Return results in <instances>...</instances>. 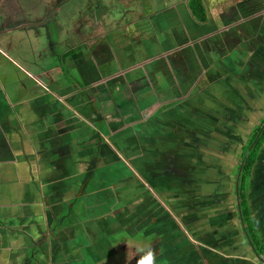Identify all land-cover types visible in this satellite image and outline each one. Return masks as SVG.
<instances>
[{
  "label": "flooded vegetation",
  "instance_id": "flooded-vegetation-1",
  "mask_svg": "<svg viewBox=\"0 0 264 264\" xmlns=\"http://www.w3.org/2000/svg\"><path fill=\"white\" fill-rule=\"evenodd\" d=\"M22 1L39 4L13 0L14 8L6 2L0 12V91L18 97L12 107L0 92V144L27 135L17 164L30 168L35 182L15 192L7 179L15 157L0 145V264H137L148 248L157 252L154 264H188L194 240L189 243L186 234L196 231L207 207L224 210L229 245L236 244L235 210L237 232L243 243L255 245L258 260L264 254V0H203L204 19L189 0H120L118 9L90 0L91 12L100 8L103 18L126 24L111 25L108 34L107 20L89 27L91 35L83 23V29L76 26L74 36L85 39L84 50L73 47L79 52L76 67L86 69L80 66L85 52L90 65L121 68L104 54L115 48L126 69L109 78L99 66L92 74L65 70L55 79L53 69L62 65L53 58L47 83L41 69L31 67L37 51L19 41L20 33L38 35L62 10L75 9L67 16L77 17L82 7L54 0L42 8L40 23H29L36 5L28 10ZM193 20L205 27L193 30ZM132 24L140 33H133ZM104 31L99 39L96 34ZM128 38L117 46L116 40ZM145 38L151 49H142ZM134 51V58L126 56ZM148 56L154 60L138 69ZM17 83L19 89L11 86ZM59 96L74 110L66 117L59 115L66 108ZM8 115L22 123L14 125L17 130L5 121ZM60 130L64 134L53 135ZM41 133L49 136L39 142L38 164L25 144ZM63 141L71 152L59 150ZM15 172L11 178H18Z\"/></svg>",
  "mask_w": 264,
  "mask_h": 264
},
{
  "label": "rangeland",
  "instance_id": "rangeland-1",
  "mask_svg": "<svg viewBox=\"0 0 264 264\" xmlns=\"http://www.w3.org/2000/svg\"><path fill=\"white\" fill-rule=\"evenodd\" d=\"M9 1H13V0H0V12L4 11L5 7L7 6L6 2H8V5L12 6L13 3L9 4ZM31 1H34V2L37 1L39 4L36 5L37 3H35V4L31 5V4L27 3V1L26 2L22 1L23 3H21V8L26 7L28 10H31V8H33V7L35 8V5H36V13L33 14L29 23H32V22L40 23V21L42 20V17H44V15H45V12L43 11V9L47 8L46 4L52 3V2H54V0H31ZM82 1L83 0H74L73 1L74 5L77 8L82 7L78 11L79 15L77 17L76 16L74 17L73 15L67 16L69 11H74L75 9H70V10L66 11V13L64 10H62L60 16H55L54 18H52L51 22L46 23L45 25H42V27L39 28L40 32L38 35H35L33 33L29 34L28 31H23L22 33H20L21 36L19 35L20 36L19 41H21V39H24L23 42L25 44L26 43L30 44L31 46L34 47V50L37 51V53H33L31 56L33 58L32 59L33 62H31L32 64H30V65H32L31 67H33V68L36 67L37 69H39L40 67H43L45 70L49 69L52 66V65H50L51 61H53L52 59L61 55L60 51H62V50L64 52L68 51V52H71V54H74L75 53V51L73 50L74 45H78V46H80V50H84L83 42L85 39L82 38L83 35H79L78 37L74 36V34H75L74 29L76 26L83 29V27L81 25H79L80 23L84 24V30L87 33L90 32V34H88V35H91V33H92V31L88 30V29H90L89 27L96 28V27H98V24L103 25L107 20L110 23L109 26L106 28V29H108V34L111 33V31H110L111 25H116L119 23L120 24H126V23H124L123 20H119L120 18H118V17L111 18V17L106 16V18L105 17L103 18L104 14L102 13V10H100V8L96 9L95 11L93 10L91 12L90 8L97 2V0L93 1L94 2L93 5H92L93 2L91 1L92 3H90V0H84V2H82ZM119 1L120 0H102V2L105 3V4H103V6H105L106 8H109V9L110 8L118 9L117 8L118 6H116V4H118ZM122 2L126 3L124 1H122ZM43 3L45 4V6ZM84 3H85V5H84ZM18 5H20V2H18ZM12 8H14V7L12 6ZM119 8H121V7L119 6ZM94 13H95V15H94ZM99 19H101V20H99ZM104 19H106V20H104ZM115 19H117V20H115ZM113 20H115V21H113ZM138 20L139 19L134 18L132 21L135 22ZM147 27H149V31H150L149 21H147ZM31 29H34V28H31ZM105 32L106 31H104L103 33H100V34H96V35L100 39L101 37H104ZM113 33L115 35L118 34V32L116 30H114ZM3 40L4 39H1V41H3ZM6 40H9V39L6 38ZM116 44H117V46L120 47L121 45H119V44H121V41H119V42L116 41ZM111 49H112V51H110V52L105 51L104 54L109 53L110 59L116 61L117 67H121L118 69H126V68H123L124 64L126 65V60H123L124 58L122 56L121 49H118V50H116L115 48H111ZM54 53L56 54V57L53 56ZM38 54H40L39 57H36ZM81 54H83L84 57L81 58L83 61H82V65H80V66H83V68L85 66L88 69H98L97 64L90 65L88 63L89 57L86 55L85 52H82ZM42 55H44V56H42ZM78 55H79V52H78V54H76V56H78ZM98 55H99V53H98ZM115 57L118 60H116ZM36 58L38 59V62H35ZM92 59H94L93 56H92ZM54 62H58V59H54ZM94 62H97V61H95V59H94L93 63ZM99 69H105V66L99 64ZM104 74L108 75L107 73H104ZM36 79L37 78L35 77L34 80L36 81ZM38 81H40V80H38ZM192 91L193 90L191 88L187 91V92H189V96H190V92H192ZM187 92L185 91L184 94L187 95ZM58 98H59V100L61 99L60 96ZM8 101L12 102L11 98ZM253 122H254V120H253ZM254 124L258 125V124H260V121H255L253 123V125ZM250 125H252V124H250ZM249 127L252 128L251 126H249ZM234 167H236V166H234Z\"/></svg>",
  "mask_w": 264,
  "mask_h": 264
},
{
  "label": "water",
  "instance_id": "water-1",
  "mask_svg": "<svg viewBox=\"0 0 264 264\" xmlns=\"http://www.w3.org/2000/svg\"><path fill=\"white\" fill-rule=\"evenodd\" d=\"M204 27L205 25H202V23L200 22L197 23L194 20L192 21L193 30L199 29V28L203 29ZM133 30L134 32H136L137 27L135 26ZM125 42L129 43V38L121 40L122 44ZM142 49L146 50L144 47H142ZM135 53L136 51L129 53L126 56L134 58ZM149 59L153 60V58H149V57L145 59L140 58L141 62L142 61L145 62L143 63L144 67L150 64L151 61H148ZM142 68L143 67L141 66L138 67V69H142ZM39 69H41L42 74H44L43 81L47 83V80H48V77L46 76L47 70H45L43 67H40ZM116 71H118V68L110 69L109 72L107 73L108 74L107 77L108 78L111 77V75L114 74ZM5 72L7 76L10 77L11 75L10 73L12 72L9 69L5 70ZM119 82L120 80H118L115 83L116 88L120 85ZM38 83L42 85L40 82ZM100 84H101L100 86L102 87L106 86L104 82H101ZM42 86L44 87V84ZM14 87L19 89L20 83L14 84ZM226 161H227L226 158H224L223 160H221V163H224L225 165L227 163ZM221 167L222 168L224 167L223 164ZM254 168H255L254 165H252L251 170H253ZM222 183L224 182H220L219 185H222ZM217 193L226 194L225 191H221L220 189ZM211 209H214V208L207 207L203 209L201 216L198 217L199 222L196 223L197 227L196 229H194L196 231H191L190 228L188 229V233L186 235L188 237L189 243L190 241L194 240L192 241L193 242L192 245L194 246L189 245V248H188L189 249L188 250V255H189L188 264H256L258 260L255 258V256L256 254H258L257 253L258 250H256L255 245H251L247 243L245 244V242L244 243L242 242L237 232V229H239V224L236 220L237 217H236L235 210H233L234 211L233 220H234L235 227H236V234L233 235L235 237H232V239L234 240V243L236 242V244L234 245L237 249L234 248V245H229L228 243V240H229V237H228L229 234L227 232L228 228H227V223L224 222V221H227L228 218L225 214H223L224 210L219 208L218 211L217 210L211 211ZM209 211H211L212 213L211 216H207L208 215L207 213H209ZM216 220H221V221L216 222ZM195 241H197V243L199 242L200 245L195 243ZM153 253H155V258H156L157 252H153Z\"/></svg>",
  "mask_w": 264,
  "mask_h": 264
},
{
  "label": "crops",
  "instance_id": "crops-1",
  "mask_svg": "<svg viewBox=\"0 0 264 264\" xmlns=\"http://www.w3.org/2000/svg\"><path fill=\"white\" fill-rule=\"evenodd\" d=\"M116 26V28H119V29H121L122 27H123V25L122 24H116L115 25ZM135 27V25L134 24H132L131 25V28L133 29ZM125 28H126V31H128V30H130L131 28H128V26L126 25L125 26ZM110 31H111V29H110ZM131 32H132V30H131ZM137 32H140V30H138L137 29V31L136 32H134V30H133V33L134 34H136ZM103 33V32H102ZM145 40H146V38H145ZM116 41H119V40H116ZM147 42H146V44L145 45H143V47H145V49H146V47L147 48H150L151 49V45L150 44H148V40H146ZM61 52V55L60 56H57L56 57V54L54 53V57H56L55 59H58V64L60 63V65H62V69H53V77L52 78H55V79H57L59 76H61V72H64L65 70H71V71H73L75 74L76 73H79V71L80 70H82V72L84 73L85 72V70L86 71H88L90 74H92V72H94V70L95 69H88V68H86V69H78V67H76V53H74V54H71V52H64L63 50L62 51H60ZM149 57V56H148ZM115 59L116 60H118L116 57H115ZM136 59H138L137 57H136ZM65 60L67 61V62H65ZM154 60V59H153ZM153 60H151V59H149L148 61H153ZM140 61V60H139ZM147 61V62H148ZM30 64H32L31 62H30ZM98 64V63H97ZM64 65V66H63ZM70 65V66H69ZM102 65H104L105 66V69H98L102 74H104V73H108L109 72V70H110V63L109 62H106V63H104V64H102ZM141 64H139L138 66H140ZM99 66V65H98ZM55 67V66H54ZM64 67H66V69L64 68ZM141 67H144L143 65H141ZM61 68V67H60ZM46 70H48V69H46ZM120 69H118V71H119ZM134 70V69H133ZM133 72V71H132ZM28 73V72H27ZM51 73V74H52ZM105 75V74H104ZM103 76V75H102ZM105 76H107V75H105ZM102 82V81H101ZM4 84V83H3ZM12 84V83H11ZM4 86V85H3ZM8 88H10V84H8ZM12 87H14V84L13 85H11ZM15 88V87H14ZM107 88V87H106ZM3 89V88H2ZM109 89V88H108ZM3 91V95H5L6 96V99H7V101L11 98V100H12V102H11V104H12V107H14L16 104L13 102V101H16L17 99H18V97L17 96H11L10 95V93L9 94H5V91L4 90H1L0 92H2ZM84 97H83V99L84 100H86V101H89L90 100V98H89V96H86V98H85V94L83 95ZM88 97V98H87ZM60 100H62L63 102H64V104L66 105V108H64V109H62V110H60V112H59V115H61V116H63V117H66V116H68L70 113H71V111L73 110V108H71V105H70V103L68 102L69 100H68V98L67 99H65V97L63 96ZM23 101V102H22ZM22 103H25L26 102V99H22ZM18 103V102H17ZM68 103V104H67ZM20 110L23 112V113H28V109H26V108H24V107H22V108H20ZM74 111V110H73ZM63 117H60V119H61V123H63V121H64V119H63ZM20 118V117H19ZM5 121L6 122H8V123H11V124H13V131L14 130H17V129H15L14 128V125H15V127L17 128V127H19L20 126V121H19V119H16L15 120V118H13V117H11L10 115H8L7 117H5ZM31 121V120H30ZM66 124V123H65ZM88 124H90L91 125V123H88ZM21 125H22V123H21ZM67 130L69 131V132H71V130L69 129V128H67ZM19 131H20V134H21V129L20 130H18L16 133H18V134H16V135H19ZM66 132V131H65ZM4 133V130H2V129H0V134H1V136L2 135H5V134H3ZM61 134H64V130H60V131H58V132H54L53 133V135L54 136H59V135H61ZM21 137H17L16 136V142L15 143H9L8 145H4L3 146V144H0V145H2L3 146V148H6V150L7 151H9V154H12L14 157H15V159L13 160V161H11V164H10V168L12 169H9L10 171H12V173H14L15 171V173L16 174H18V178H11V174L10 175H8L7 176V179H12L9 183H11L12 185H13V187L15 188V192L17 193V194H20V192H21V189H20V187L21 186H26V185H28L27 183L29 182H35V179H34V177H32V176H30V168L28 169V167H25L24 169L21 167H19V165L17 164L18 163V155H17V152L18 153H21L22 154V151H21V145H20V142L22 141L21 140V138L23 139V140H25V142L27 141V139H26V137H27V135L25 136V135H20ZM48 136L49 135H44L43 133H41L40 134V136H39V138H38V141H33L32 139H30V146L28 145H26L25 144V147H27V148H30V150H32L31 152H35V161L38 163V164H40V161H39V157H37L36 155H38V152H39V142H41L42 141V139L43 140H46L47 138H48ZM31 141H33L32 143H31ZM3 143H5V142H3ZM7 144V143H6ZM111 144V143H110ZM112 145V144H111ZM65 147L67 150H68V148H70V152L72 151V147H71V145H70V142H68V141H63V142H61V144L59 145V150H60V148L61 147ZM55 148V147H54ZM66 150V151H67ZM26 151V150H25ZM26 154V153H25ZM24 154V155H25ZM65 154H67V155H65V157L67 158V157H69V152L67 151ZM17 155V156H16ZM23 155V156H24ZM14 164H13V163ZM3 165H6V164H3ZM34 167H35V165H33ZM15 170V171H14ZM31 170H34V173H35V170H36V168L35 169H33V168H31ZM19 172H20V174H19ZM22 172L24 173V174H22ZM32 173V172H31ZM33 178V179H32ZM6 180V179H5ZM25 182V183H24ZM9 183H5L7 186L9 185ZM39 189V188H38ZM36 190V189H35ZM36 192V191H35ZM10 195V191H8L7 193H5V195ZM4 195V194H3ZM1 206H5V205H1ZM6 207V206H5ZM1 217V216H0Z\"/></svg>",
  "mask_w": 264,
  "mask_h": 264
},
{
  "label": "trees",
  "instance_id": "trees-1",
  "mask_svg": "<svg viewBox=\"0 0 264 264\" xmlns=\"http://www.w3.org/2000/svg\"><path fill=\"white\" fill-rule=\"evenodd\" d=\"M188 5L190 6L191 10L198 18L201 19L205 18V9H204L203 0H189ZM251 167L252 165L247 168V172L251 171Z\"/></svg>",
  "mask_w": 264,
  "mask_h": 264
},
{
  "label": "clouds",
  "instance_id": "clouds-1",
  "mask_svg": "<svg viewBox=\"0 0 264 264\" xmlns=\"http://www.w3.org/2000/svg\"><path fill=\"white\" fill-rule=\"evenodd\" d=\"M137 264H154V253L151 248L144 250L143 255L139 257Z\"/></svg>",
  "mask_w": 264,
  "mask_h": 264
},
{
  "label": "built area",
  "instance_id": "built-area-1",
  "mask_svg": "<svg viewBox=\"0 0 264 264\" xmlns=\"http://www.w3.org/2000/svg\"><path fill=\"white\" fill-rule=\"evenodd\" d=\"M257 264H264V254L259 257Z\"/></svg>",
  "mask_w": 264,
  "mask_h": 264
}]
</instances>
